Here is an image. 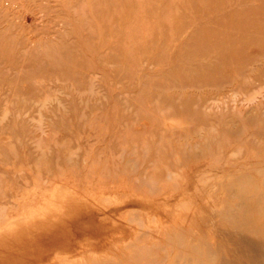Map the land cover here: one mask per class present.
Returning <instances> with one entry per match:
<instances>
[{
	"label": "rangeland",
	"instance_id": "rangeland-1",
	"mask_svg": "<svg viewBox=\"0 0 264 264\" xmlns=\"http://www.w3.org/2000/svg\"><path fill=\"white\" fill-rule=\"evenodd\" d=\"M116 114L181 125L264 243V0H0V129Z\"/></svg>",
	"mask_w": 264,
	"mask_h": 264
},
{
	"label": "bare ground",
	"instance_id": "bare-ground-1",
	"mask_svg": "<svg viewBox=\"0 0 264 264\" xmlns=\"http://www.w3.org/2000/svg\"><path fill=\"white\" fill-rule=\"evenodd\" d=\"M122 118L0 129V264H264L204 153L170 145L181 125Z\"/></svg>",
	"mask_w": 264,
	"mask_h": 264
}]
</instances>
